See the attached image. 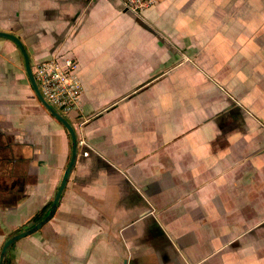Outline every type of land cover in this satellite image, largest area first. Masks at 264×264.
Listing matches in <instances>:
<instances>
[{
    "label": "crops",
    "instance_id": "0c3cea01",
    "mask_svg": "<svg viewBox=\"0 0 264 264\" xmlns=\"http://www.w3.org/2000/svg\"><path fill=\"white\" fill-rule=\"evenodd\" d=\"M0 31L33 68L74 57L83 83L76 167L10 264H264V0H159L140 15L124 0H0ZM71 148L0 38V254L53 202Z\"/></svg>",
    "mask_w": 264,
    "mask_h": 264
},
{
    "label": "built area",
    "instance_id": "2783aa9c",
    "mask_svg": "<svg viewBox=\"0 0 264 264\" xmlns=\"http://www.w3.org/2000/svg\"><path fill=\"white\" fill-rule=\"evenodd\" d=\"M159 0H124L126 8L140 15ZM33 73L42 95L67 119L80 107L83 83L78 61L72 56H55L37 64ZM85 152L84 156L88 157Z\"/></svg>",
    "mask_w": 264,
    "mask_h": 264
},
{
    "label": "water",
    "instance_id": "95a60500",
    "mask_svg": "<svg viewBox=\"0 0 264 264\" xmlns=\"http://www.w3.org/2000/svg\"><path fill=\"white\" fill-rule=\"evenodd\" d=\"M0 38L8 39V40L14 42L18 46V48L20 49L22 56L25 60V67H26V71H27L29 80L31 82V85H32L38 99L40 100L42 105L51 113V115L54 118H56L67 129V131L69 132V134L71 136V142H72L70 163L66 169L62 183H61L59 190H58V192H57V194H56V196L52 202V206H51L47 216L44 219L40 220L39 222L33 224L32 226L24 229L20 233L14 234L10 238H8V240L5 242V244L1 250V254H0V264H6L8 256H9V252L14 245H16L20 240H23L29 236H32V235L38 233L40 230H42V228L44 226H46L50 221H52L54 219V217H55V215L59 209L61 199H62V197L66 191V188H67V185H68L69 180L71 178V175H72V173L76 167V164H77V160H78V156H79V140H78V136L76 134V131H75L74 127L72 126V124L70 123V121L65 116H63L59 111H57L55 108H53L48 103L46 98L42 95V93L38 87V84L36 82L34 73H33V66L31 63V59H30L28 50H27L26 46L23 44V42L20 40V38H18L14 34L5 33V32H1V31H0Z\"/></svg>",
    "mask_w": 264,
    "mask_h": 264
},
{
    "label": "rangeland",
    "instance_id": "374dc122",
    "mask_svg": "<svg viewBox=\"0 0 264 264\" xmlns=\"http://www.w3.org/2000/svg\"><path fill=\"white\" fill-rule=\"evenodd\" d=\"M32 220V219H31ZM31 220H29L25 225H23V226H21V227H19V228H17V229H15L13 232H11L8 236H7V238H10L11 236H13L12 234L16 231V230H18V229H25V228H27V227H30V226H32L33 224H35L33 221H31ZM3 244H5V243H3ZM117 245V247L118 248H120V247H125L126 248V250L127 249H129L128 247H127V245H126V243H121V244H116ZM4 246V245H3ZM130 246L131 247H133L134 245L133 244H130ZM139 246V248L140 247H142V245L140 246V245H138ZM160 246H158V248H159ZM132 251H134V252H137L138 253V248H136V246L132 249ZM165 252L167 253V254H169L168 252H169V248L167 247L166 248V250H165ZM136 253V254H137ZM125 260H128L129 261V259L128 258H120V257H118V255H117V253H116V255H114L110 260H108V261H110V264H124V261ZM139 260H140V258H137V257H134V258H131L130 259V261L127 263V264H138L139 263ZM107 261V262H108ZM143 262H145V260H141V264H144ZM160 262L163 264V261L162 260H160ZM176 259H174V257H172L171 259L169 258V261L168 262H166L167 264H176ZM153 263V261L151 260H146V263L145 264H152ZM177 264H180V262L178 261V263Z\"/></svg>",
    "mask_w": 264,
    "mask_h": 264
},
{
    "label": "trees",
    "instance_id": "16d2710c",
    "mask_svg": "<svg viewBox=\"0 0 264 264\" xmlns=\"http://www.w3.org/2000/svg\"><path fill=\"white\" fill-rule=\"evenodd\" d=\"M51 206H52V202L49 203V204H48L43 210L39 211V212H38V213L32 218L31 221H33L34 223H37V222H39L40 220L44 219V218L47 216V214H48V212H49ZM23 230H24V229H18V230H16L12 235L17 234V233H20V232L23 231ZM6 264H10V259H9V257H8V259H7Z\"/></svg>",
    "mask_w": 264,
    "mask_h": 264
}]
</instances>
